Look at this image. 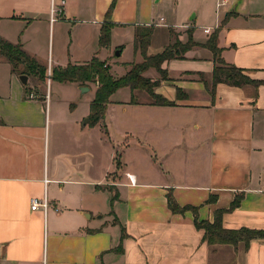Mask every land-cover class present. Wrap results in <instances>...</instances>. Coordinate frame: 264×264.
Returning a JSON list of instances; mask_svg holds the SVG:
<instances>
[{
  "label": "crops",
  "instance_id": "obj_1",
  "mask_svg": "<svg viewBox=\"0 0 264 264\" xmlns=\"http://www.w3.org/2000/svg\"><path fill=\"white\" fill-rule=\"evenodd\" d=\"M60 1L0 0V37L19 42L47 71L84 64L100 51L90 39L99 36L112 2L64 0L54 16L51 8ZM142 2L115 0L110 16L111 37L124 33L132 44L130 62L142 58L133 45L136 25L168 26L182 41L192 28L199 44L163 62L164 73L145 71L160 80L154 94L172 105L152 103L145 91L147 98L138 100L137 90L123 87L128 98L113 99L115 91L103 119L84 124L95 84L55 81L65 96L52 106L54 81L45 92L35 76L26 75L23 84L20 72L0 58V264H264L263 240L247 249L209 245L192 211L172 212L166 199L171 193L179 206L195 207L199 220L212 222L216 210L241 194L222 226L264 229V0H153L170 5L166 17L159 10L146 17ZM214 30L221 57L260 84L218 82L211 94L213 58L202 44ZM152 36L148 55L174 40L153 43ZM54 39L63 46L56 57ZM118 47L122 52L125 44ZM73 102L77 108L70 111ZM43 196L48 207L32 210L31 198Z\"/></svg>",
  "mask_w": 264,
  "mask_h": 264
},
{
  "label": "trees",
  "instance_id": "obj_2",
  "mask_svg": "<svg viewBox=\"0 0 264 264\" xmlns=\"http://www.w3.org/2000/svg\"><path fill=\"white\" fill-rule=\"evenodd\" d=\"M114 5L115 0H112L106 11L105 19L101 23L98 39V45L100 47L109 44L111 28L115 25L110 20ZM224 22L225 20H222L221 24ZM153 31L154 25L152 23L135 26L133 34L134 50L141 54L142 60L140 62H130V69L120 77H114L105 60H101L97 56H93L84 64L69 63L66 66H54L50 70L49 77L57 82H76L80 85H89L91 83L96 85L95 95L90 103V112L88 115L89 125H95L103 119L106 105L110 102L111 95L123 87H128L131 91L142 90L147 92L154 104L172 105L173 102L153 92V88L159 84L160 80H151L144 75V72L149 68H154L159 73H164L161 67L163 62L183 58L186 51L199 44L192 38V28H188L186 30L187 38L185 41L176 38V40L165 46L161 52L148 55L147 47ZM202 45L211 51L213 58L210 84L211 94H213V87L218 82H225L234 86H243L245 84L258 85L261 83L259 80L250 78L242 68L226 62L221 57V48L217 46V30H214ZM0 58L6 59L11 64L12 71H18L20 74L25 75H33L40 80H46L47 78V67L38 62L36 58L27 54L19 42L11 43L0 37ZM131 97L134 98L133 95ZM177 97H181L180 91ZM119 165L118 157H115L116 168H119ZM117 198L118 192L116 190L112 195V200ZM241 198L242 195L238 194L231 201L228 208L216 210L213 221L210 222L208 220L198 219L197 208L192 206H179L171 193L166 194L167 205L172 212L183 213L186 210L192 211L194 214V226L203 231V241H206L209 245L227 244L237 246L242 243L245 249H247L250 241L254 239L264 241V229H250L246 227L227 229L222 226V215L235 209L240 204ZM124 236V229L121 228V239ZM115 249L116 251H121V245H118Z\"/></svg>",
  "mask_w": 264,
  "mask_h": 264
},
{
  "label": "rangeland",
  "instance_id": "obj_3",
  "mask_svg": "<svg viewBox=\"0 0 264 264\" xmlns=\"http://www.w3.org/2000/svg\"><path fill=\"white\" fill-rule=\"evenodd\" d=\"M182 2L183 1H180V4L184 3V2L183 3ZM135 7H137V6L135 5ZM169 7H170L169 4H154L153 0H143L142 4L140 5L141 13L143 15H145L146 17H153L154 14L155 15L158 14V10H159L160 14H162L163 16L166 17V16H168L167 13H168V11L170 9ZM166 21L169 24H171L168 21V19ZM78 26H80V28H81L84 25L79 24ZM154 29H155V31H154L153 36H152L153 43H157V42L158 43H160V42L161 43H165V40L169 36H173L174 40H176V38H178V34H177L176 31H174V34H171L168 31V26H164V27H155L154 26ZM71 35H72V33L67 35V37L65 39V42L63 44L64 45V51L63 52H64L65 56H66V54L68 52H70L69 50L66 51V48L68 49V48H70V46H72V43L70 45ZM123 35H125V34L122 33L117 38L115 36H114V38H112L111 34H110L109 44L107 46H104V47H100L98 45L99 36L97 38H94V40L90 39V44L93 46V49L96 50V52L98 51V49L100 50L98 53H95L94 55H96L97 57H100V58L105 60V63L109 66L110 72H111V74L114 77H120V76H122L124 74V72L126 70L130 69L131 66L129 65V63L131 61V58L134 56L133 55V51H132V44ZM186 38H187V36L185 37V40H186ZM121 43L122 44L124 43L125 47H124V49H122V52H120L119 55H115V51L118 49V46ZM167 45H165V46H167ZM53 49H54L55 57L57 55L60 56L62 54L61 51L63 49V46H61L60 44L56 45V39H54ZM66 59H68V57H66ZM141 60H142V58L139 61H133V62H140ZM38 62H40V61H38ZM40 63L44 65L45 62L41 61ZM144 74H145V72H144ZM46 75H47L48 80H47V78H46V80H40L39 78L36 77L38 82H39V86L36 87V88L38 90L42 91V92H45V87L47 86V82L52 80L49 77L48 73H46ZM31 77H33V75ZM52 81H54V80H52ZM56 83H58V82H56ZM56 83L54 81V83L52 84V90H51V93H52L51 104H52V106L60 103V100H63L64 99L63 97L65 96L64 94L62 95L61 93H59V90L57 89V87H55ZM85 87H87V86H85ZM32 88H34V87H32ZM128 90H129L128 88L118 89L112 95V96H114L113 99H122L124 96H125V98H128L129 97ZM136 96H137L138 100H142V99L147 98L148 95L145 92L141 91V90H137ZM73 103H74V105L71 107L70 111H72L73 109L77 108V102H73ZM85 118H87V117H85ZM84 119H83V121H84ZM118 121H119V118H117L116 126H115V128L117 130H119L120 127H121V125H119ZM114 123H115V121L112 120V126L113 127H114ZM112 136H114L113 133H112ZM112 138H113L114 142H115V140H117V138H114V137H112ZM118 139H120L119 136H118ZM117 157H118V155H116V158ZM116 169H118V168H116ZM107 187L109 189L113 188L110 185H108Z\"/></svg>",
  "mask_w": 264,
  "mask_h": 264
},
{
  "label": "built area",
  "instance_id": "obj_4",
  "mask_svg": "<svg viewBox=\"0 0 264 264\" xmlns=\"http://www.w3.org/2000/svg\"><path fill=\"white\" fill-rule=\"evenodd\" d=\"M64 0L60 1V6H52L51 8V13L52 15L56 16L58 14H60L62 12V7L61 5H63ZM162 19V18H161ZM205 32H208V29L204 30ZM48 75L50 74V70L47 71ZM30 97H34L33 93L29 94ZM130 182L133 183L134 182V178L132 176H129ZM260 191L264 192V184L262 186V188L260 189ZM49 205V201L47 200V198L45 196H43L42 198H37V197H33L31 198V206L30 208L32 210H35L36 208L41 207L42 209H46Z\"/></svg>",
  "mask_w": 264,
  "mask_h": 264
},
{
  "label": "water",
  "instance_id": "obj_5",
  "mask_svg": "<svg viewBox=\"0 0 264 264\" xmlns=\"http://www.w3.org/2000/svg\"><path fill=\"white\" fill-rule=\"evenodd\" d=\"M119 54H120V50L117 49V50L115 51V55H119ZM19 79L21 80V82H22L23 84H26V82H27V76H26L25 74H21V75L19 76ZM88 89H89V88H88V87H85V86H81V87H80V90L83 91V92L87 91ZM87 121H88V118H85L84 121H83V123L86 124Z\"/></svg>",
  "mask_w": 264,
  "mask_h": 264
}]
</instances>
